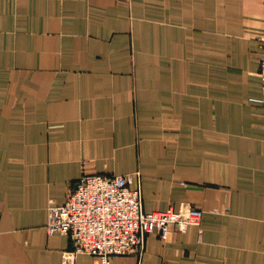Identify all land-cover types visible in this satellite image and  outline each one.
Here are the masks:
<instances>
[{
  "label": "crops",
  "instance_id": "1",
  "mask_svg": "<svg viewBox=\"0 0 264 264\" xmlns=\"http://www.w3.org/2000/svg\"><path fill=\"white\" fill-rule=\"evenodd\" d=\"M263 35L264 0H0V264H62L83 173L202 210L111 264H264Z\"/></svg>",
  "mask_w": 264,
  "mask_h": 264
},
{
  "label": "built area",
  "instance_id": "2",
  "mask_svg": "<svg viewBox=\"0 0 264 264\" xmlns=\"http://www.w3.org/2000/svg\"><path fill=\"white\" fill-rule=\"evenodd\" d=\"M259 82L264 104V35L260 37ZM202 210L188 201L177 209L144 211L141 189L128 174L83 173L67 199L50 206L46 230L71 240V248L61 255L62 264H75L78 254L97 255L101 264H111L113 256L140 255L151 232L166 240L171 229L185 231L199 225Z\"/></svg>",
  "mask_w": 264,
  "mask_h": 264
}]
</instances>
